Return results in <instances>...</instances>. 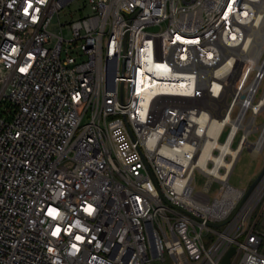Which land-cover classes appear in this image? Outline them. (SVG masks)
I'll return each mask as SVG.
<instances>
[{"label": "built area", "instance_id": "obj_1", "mask_svg": "<svg viewBox=\"0 0 264 264\" xmlns=\"http://www.w3.org/2000/svg\"><path fill=\"white\" fill-rule=\"evenodd\" d=\"M263 17L264 0H0V264H264V173L229 184L264 122L253 142L207 133L264 110V72L241 74Z\"/></svg>", "mask_w": 264, "mask_h": 264}, {"label": "rangeland", "instance_id": "obj_2", "mask_svg": "<svg viewBox=\"0 0 264 264\" xmlns=\"http://www.w3.org/2000/svg\"><path fill=\"white\" fill-rule=\"evenodd\" d=\"M80 9L81 11H79ZM88 13L89 11L87 8H82L80 6V3L75 2L71 6H69V8L63 10L59 14L60 24L62 25L65 24V25L61 26L60 29L58 27H54L53 25L51 29L54 32L59 33V35H62L65 39H70L71 34L67 26H69L70 23L78 20L81 16L88 15ZM262 61L260 63H262ZM254 73H255L254 70L251 71L249 76V81L253 77ZM263 90H264V80L262 81L259 87L257 98L260 97ZM250 116H251V112L248 110L244 123H246L249 120ZM254 121L256 125H261L264 122V110L258 116H256ZM242 134L243 131L239 130L235 138L236 142H238ZM224 135L225 133L223 134V136ZM257 135H258L257 132L255 133L252 132V134L249 136V141L251 142L255 141L257 139ZM263 168H264V149L262 154H260L257 157H253L251 152L245 148L238 157V160L230 175L229 184L237 189L248 188V186L258 177V175L263 170ZM204 183H205V178L199 172H195L194 181H193L195 190L200 191L203 188ZM216 190H217V186L216 184H213L211 186V190L209 193L211 198L215 195Z\"/></svg>", "mask_w": 264, "mask_h": 264}, {"label": "bare ground", "instance_id": "obj_3", "mask_svg": "<svg viewBox=\"0 0 264 264\" xmlns=\"http://www.w3.org/2000/svg\"><path fill=\"white\" fill-rule=\"evenodd\" d=\"M264 55V17L263 21L256 20L254 25L247 33V39L244 41L241 46V55H243V64L241 74L243 77L247 75L250 70H260L264 72V60L262 63H257L260 55ZM244 79V78H243ZM229 83L233 82V79H228ZM257 82H252L246 89V92L249 94V98L252 97L253 91L256 89ZM264 104V96L261 99V105ZM252 110V114L255 115L258 111L257 106H252L250 108ZM233 110V109H232ZM246 107L241 109L238 117L235 119L231 118V113L227 116H223L220 120H214L208 125L207 133L213 137L217 138L222 128L228 125L231 129L230 140L237 134V132L242 129L245 135L249 132H252L257 129L254 123V116L250 117L249 120L244 123ZM231 112V111H230ZM244 142V141H243ZM262 145V141L256 143V146L259 147ZM232 154L235 156V151H232Z\"/></svg>", "mask_w": 264, "mask_h": 264}, {"label": "water", "instance_id": "obj_4", "mask_svg": "<svg viewBox=\"0 0 264 264\" xmlns=\"http://www.w3.org/2000/svg\"><path fill=\"white\" fill-rule=\"evenodd\" d=\"M264 173V168L263 170L260 172V174L258 175V177L248 186L247 188V195L252 191V189L255 187V185L257 184V182L260 180L261 176ZM233 253V249H230V251L227 253V255L224 257V259L222 260V264H228V259L231 256V254Z\"/></svg>", "mask_w": 264, "mask_h": 264}]
</instances>
